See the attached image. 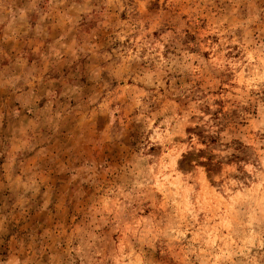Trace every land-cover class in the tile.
<instances>
[{
	"label": "rangeland",
	"instance_id": "obj_1",
	"mask_svg": "<svg viewBox=\"0 0 264 264\" xmlns=\"http://www.w3.org/2000/svg\"><path fill=\"white\" fill-rule=\"evenodd\" d=\"M0 264H264V0H0Z\"/></svg>",
	"mask_w": 264,
	"mask_h": 264
}]
</instances>
